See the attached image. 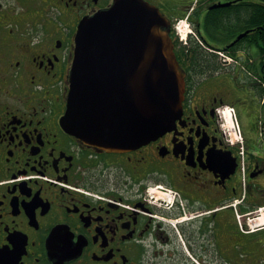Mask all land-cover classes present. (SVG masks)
I'll return each instance as SVG.
<instances>
[{
	"label": "flooded vegetation",
	"instance_id": "obj_1",
	"mask_svg": "<svg viewBox=\"0 0 264 264\" xmlns=\"http://www.w3.org/2000/svg\"><path fill=\"white\" fill-rule=\"evenodd\" d=\"M114 1L0 0V264H264V230L246 231L264 208V54L250 33L224 45L206 29L214 6L243 2L145 0L175 42L177 22L191 25L175 45L182 120L140 149L107 152L62 118L79 24ZM225 105L250 123L243 149L220 128ZM159 185L178 199L160 201Z\"/></svg>",
	"mask_w": 264,
	"mask_h": 264
},
{
	"label": "water",
	"instance_id": "obj_2",
	"mask_svg": "<svg viewBox=\"0 0 264 264\" xmlns=\"http://www.w3.org/2000/svg\"><path fill=\"white\" fill-rule=\"evenodd\" d=\"M75 44L65 130L89 146L125 152L176 129L185 72L171 23L159 8L145 0H115L79 24Z\"/></svg>",
	"mask_w": 264,
	"mask_h": 264
},
{
	"label": "trees",
	"instance_id": "obj_3",
	"mask_svg": "<svg viewBox=\"0 0 264 264\" xmlns=\"http://www.w3.org/2000/svg\"><path fill=\"white\" fill-rule=\"evenodd\" d=\"M243 2L241 10L229 12V9H222L215 12L214 17L206 20V29L211 35L220 34L222 43L225 45L236 39L241 32L250 33L252 41L245 39L247 44H254L264 54V0H240ZM218 9V8H217ZM235 18L236 20L234 21ZM234 21V23H232ZM217 32V33H216ZM179 44L178 41L175 45ZM200 42L191 41L187 47L183 46L182 54L191 56L200 50ZM195 59V57H194Z\"/></svg>",
	"mask_w": 264,
	"mask_h": 264
},
{
	"label": "built area",
	"instance_id": "obj_4",
	"mask_svg": "<svg viewBox=\"0 0 264 264\" xmlns=\"http://www.w3.org/2000/svg\"><path fill=\"white\" fill-rule=\"evenodd\" d=\"M182 26L186 27L185 24H183ZM231 112L233 113V117H234V110L233 109L229 110L228 113L230 114V116H231ZM229 121H230V124H231L230 129H228L226 124H224L223 126H225L227 132L229 133L231 142L234 143L236 141H240L241 140V132H240V129H239V126H238V122H237L236 118L234 117V119L232 121V119L230 117ZM163 194L165 196H167L169 198V200H173L174 197H175V193L170 191V190H166L165 192H163Z\"/></svg>",
	"mask_w": 264,
	"mask_h": 264
},
{
	"label": "rangeland",
	"instance_id": "obj_5",
	"mask_svg": "<svg viewBox=\"0 0 264 264\" xmlns=\"http://www.w3.org/2000/svg\"><path fill=\"white\" fill-rule=\"evenodd\" d=\"M239 118H240V122L242 123V126H243L242 129H243L244 132H246V134H247V132H249V131L251 130L250 123H249L248 120L245 118L244 114L239 113ZM225 123H226L228 129H230L231 124H230V121H229V117H228V116L225 118ZM152 187H154V186H152ZM155 188H156V187L153 188V190L155 191V193H153V194H154V195H155L160 201H163L164 199H165L166 201H169V198H168L167 196H165V195L163 194L162 191H159L158 189H155ZM261 213H262V214H260V216H259L258 218H259V220H260V219H261V220H264V210H262ZM260 222H261V221H260ZM255 229H256V230L258 229V224L255 225Z\"/></svg>",
	"mask_w": 264,
	"mask_h": 264
},
{
	"label": "bare ground",
	"instance_id": "obj_6",
	"mask_svg": "<svg viewBox=\"0 0 264 264\" xmlns=\"http://www.w3.org/2000/svg\"><path fill=\"white\" fill-rule=\"evenodd\" d=\"M264 222V220H261V222L260 223H263Z\"/></svg>",
	"mask_w": 264,
	"mask_h": 264
}]
</instances>
